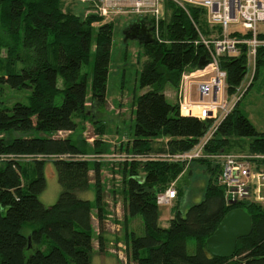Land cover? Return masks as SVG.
I'll use <instances>...</instances> for the list:
<instances>
[{
    "label": "trees",
    "instance_id": "1",
    "mask_svg": "<svg viewBox=\"0 0 264 264\" xmlns=\"http://www.w3.org/2000/svg\"><path fill=\"white\" fill-rule=\"evenodd\" d=\"M189 11L190 16L166 3L159 37L154 29L155 41L143 45L139 82L146 92L136 101L134 137L126 147L131 157L120 165L123 242L135 264H264V204L251 199L230 203L219 183L221 166L216 159L193 161L205 165L210 174L203 200L186 213L177 210L167 228L160 225L157 196L173 187L179 200L185 195L180 180L190 173L188 163L174 156L202 144L203 154L210 157L264 156V133L240 110L233 108L217 123L187 111L182 115L180 104L168 101L165 86L179 90L183 75L199 70L200 60L208 59L199 32H216L202 9ZM142 19L154 25L149 17ZM113 32V21L64 12L62 0H0V54L6 52L0 72V264H92L95 209L98 249L106 252L101 171L97 161L95 169L90 164L91 156L104 154L107 147L99 115L107 103ZM263 55L261 48L255 77ZM220 61L228 93L236 95L247 76V52L243 48L239 56ZM6 89L30 91L29 103H12ZM87 123L95 127L94 147L72 136ZM23 158H32L33 164H22ZM48 161L61 187L52 206L40 200L47 188ZM92 185L97 193L94 203L84 198ZM235 209L251 216L252 232L238 241L232 258L213 257L207 240ZM136 218L143 223L141 236L129 231L130 220ZM191 238L196 242L194 254L188 250Z\"/></svg>",
    "mask_w": 264,
    "mask_h": 264
},
{
    "label": "rangeland",
    "instance_id": "2",
    "mask_svg": "<svg viewBox=\"0 0 264 264\" xmlns=\"http://www.w3.org/2000/svg\"><path fill=\"white\" fill-rule=\"evenodd\" d=\"M62 5L64 12H74L82 17H85L86 15L100 16L103 18L104 23H110L111 21L114 22L113 46L111 51L110 71L106 93L107 103L103 112L100 113L99 119L102 120L105 125L106 133L103 137L105 142L111 143V148H115V145L117 144H123L126 148L127 142L130 140L132 141L134 137L136 101L146 92V89H141L139 82V74L145 61L143 44H141L137 39H129L128 37H132L133 35L127 34V28L130 23L140 18L128 14L103 17L99 9L100 3L98 0H91V2L88 0H62ZM261 30L264 31V27H261ZM209 36L210 35H205V37ZM5 57L6 52L2 51L0 54V72L3 69V59H5ZM21 67L22 65L20 64L19 68ZM255 71L256 66L252 61H249L247 76L241 87L238 89L237 94L233 96L229 95L226 83L223 96L220 97L221 95L219 94V98L221 103L227 107V110L232 111L233 108L240 110L259 133H264V63L259 65L256 77ZM185 77H190L195 81L206 78L205 74L199 72L198 70L185 73L182 77L180 87L183 86V78ZM167 89L172 90L173 88L170 84H167L165 86V91ZM6 93L7 95L13 96L12 103L17 101L24 104L29 103V96L31 94L30 91H12L10 89H6ZM182 95L183 94H181V96ZM168 100L169 102H173L170 99ZM188 101L193 102L191 95L190 98L188 97ZM198 103L200 104V101ZM214 110L215 109L201 108L192 109L188 112L192 115L196 114L194 117L207 119L214 118L216 114V111ZM218 111L220 116L218 114V118H216L217 123L220 122V118L225 115L223 110L220 109ZM205 113L210 115V117L204 116L206 115ZM69 135H71V133L58 134L60 137H67ZM72 136L78 142H81L82 139L89 140L90 142L93 141L91 142V146L94 147V140L96 138L95 127L91 123H88L86 124L85 130L76 132L72 134ZM89 141L88 143H90ZM110 153L115 154L116 152L110 151ZM236 156L247 157L251 168L254 169V172H264V156ZM91 159L92 162L90 167L95 169L94 160H96L97 157L91 156ZM106 159L108 160V158ZM109 159L112 161L105 162V166L103 168L104 176H101V183L105 191L103 193V197L106 202V208L111 215L110 219L114 221L113 223H115V221H117V217H122L123 220L124 200L122 197H117L116 194H113L112 192L117 188H121V177H119V172L121 167L120 165L122 163L121 159L123 158L111 157ZM102 160L103 159L100 161ZM20 161L22 164H33L32 158H23ZM215 163L220 164L219 161H215ZM188 165L190 166V173L187 174V176L179 183V186L183 187L185 195L180 197L179 200L176 198L171 205L161 207V217L171 216V214H174L177 210H180L182 213H186L191 206L199 204L203 200L205 187L210 178L209 171L205 165L198 162H191V164ZM220 169L221 175L222 166ZM45 177L47 180V188L40 196V200L46 206H52L59 199L61 187L58 182L56 168L51 161L46 163ZM92 178L94 179V177ZM92 183L94 184V181H92ZM96 195V190L93 187L84 195V198L95 202ZM236 203L237 202H235V204ZM94 211L95 210H93V216L94 213H97V209L95 212ZM117 214L120 216H117ZM161 222L163 223V220ZM110 226L111 229L114 228V224H110ZM128 227L132 228L130 230L139 236L143 234L141 218L135 219ZM111 229L107 230L109 243L106 247V252L99 251L98 238L94 237L95 252L92 264H135L130 259V256H128V251L126 250L125 243L123 242L125 233L123 231H112ZM119 237L121 241L117 242ZM188 250L191 254L196 252V242L193 238L188 240Z\"/></svg>",
    "mask_w": 264,
    "mask_h": 264
},
{
    "label": "built area",
    "instance_id": "3",
    "mask_svg": "<svg viewBox=\"0 0 264 264\" xmlns=\"http://www.w3.org/2000/svg\"><path fill=\"white\" fill-rule=\"evenodd\" d=\"M103 17L110 15H133L139 18L149 17L159 37V27L165 17L166 3H172L190 16V8L202 9L207 17L208 25L215 30L209 37L199 32V43L204 46L210 64L199 71L207 77L198 83L200 104L188 101L190 77L183 78L181 87V113L192 109L223 110L226 116L230 113L219 98L226 87L227 73L221 69V58L239 56L245 48L249 61L256 66L257 54L264 48V0H98ZM241 28V29H240ZM211 99L208 101V99ZM196 116V114L194 115ZM212 135V134H211ZM208 137V139L211 137ZM207 139V140H208ZM203 144L195 150L174 156L175 160L188 164L201 158H212L219 161L222 172L219 183L225 189L227 200L238 202L251 199L264 204V172L256 173L251 168L247 157L233 154L216 157L203 154ZM241 158V159H240ZM258 158V157H256ZM177 198V190L173 187L157 196V204L169 206Z\"/></svg>",
    "mask_w": 264,
    "mask_h": 264
},
{
    "label": "water",
    "instance_id": "4",
    "mask_svg": "<svg viewBox=\"0 0 264 264\" xmlns=\"http://www.w3.org/2000/svg\"><path fill=\"white\" fill-rule=\"evenodd\" d=\"M154 29V26L149 28L148 23L140 18L131 22L128 26L127 34L133 35L128 38L137 39L143 45L152 43L155 41L152 35ZM209 64L210 61L203 57L199 62V71L205 70ZM231 203L235 204V202ZM251 232V216L241 209L232 210L222 220L215 233L207 240V251L213 257L230 259L235 255L238 241L249 236Z\"/></svg>",
    "mask_w": 264,
    "mask_h": 264
},
{
    "label": "crops",
    "instance_id": "5",
    "mask_svg": "<svg viewBox=\"0 0 264 264\" xmlns=\"http://www.w3.org/2000/svg\"><path fill=\"white\" fill-rule=\"evenodd\" d=\"M207 79V77L206 78H204V79H200V80H198V81H195V80H192L191 82H189L188 83V87H189V91H190V95H191V98H192V101H193V103H198L199 101H200V95H199V92H198V88H197V84L199 83V82H202V81H204V80H206ZM173 88V87H172ZM165 95H166V97H167V99H170V100H172L173 102H171V103H174V104H181V102H182V99H181V87L179 88V90H175L174 88L171 90V89H167L166 91H165ZM211 99L209 98L208 99V101H210ZM169 101V100H168ZM206 114V113H205ZM218 114H219V116H220V113L219 112H216V114H215V116H214V118L216 119V118H218ZM182 115H184L183 113H182ZM88 124V123H87ZM87 141H89V140H87ZM131 141V140H130ZM130 141H128L127 142V145L129 144V142ZM90 142V141H89ZM91 142H93V141H91ZM89 143L90 145H92V143ZM105 144H106V146L107 147H105V152H104V154H101V155H99V156H97V159L95 160V161H97L98 163H99V166H100V171H101V176L103 177L104 176V170H103V168H104V164H105V162L106 161H108V162H111L112 160L111 159H109V158H111V157H118V158H123V159H121V162L122 161H124L126 158H128V157H131V155H128V150H126V148L124 147V145L123 144H117V145H115L116 147L115 148H111V143H107V142H105ZM127 147V146H126ZM110 151H113V152H116L115 154H111L110 153ZM100 158V159H99ZM106 158H108V160L106 159ZM101 159H103L102 161H100ZM92 169V168H91ZM93 173H94V171H92L91 170V172H90V175H91V177H93L94 175H93ZM120 173V172H119ZM117 177V176H116ZM119 177H121V174H120V176ZM182 180V179H181ZM180 180V181H181ZM179 181V182H180ZM92 183V182H91ZM102 187H103V185H102ZM91 188H93V185H92V187ZM120 191V189L119 188H117V189H115L114 191H112L113 192V194H116V196L117 197H120L121 198V196H120V193H119V191ZM105 191H104V187H103V193H104ZM104 202H105V199H104ZM94 203V202H93ZM106 203V202H105ZM95 211H96V209H95ZM94 211V212H95ZM106 212H107V215L105 216L106 217V219H105V226H106V229H105V233H104V236H105V240H106V247H107V245H108V243H109V240H108V237H107V234H108V232H107V230H110L111 229V226H110V224H114V228H112L111 230L112 231H117V232H121V231H123L124 232V230H123V227H122V222H123V220H122V217H117V221H115V223H113L114 221H112L111 219H110V217H111V215H110V213H109V211H108V209L106 208ZM117 216H120L119 214H117ZM94 233H95V236L94 237H97L98 238V236H99V228H98V219H97V213L95 214L94 213ZM173 214H171V216H165V217H160V225L162 226V227H164V228H167L168 226H169V221L171 220V219H173ZM137 219V218H136ZM135 219H131L130 220V224L134 221ZM163 220V223L161 222ZM141 222H142V220H141ZM117 223V224H116ZM142 226H143V223H142ZM130 229H132V228H129V231L130 232H132V230H130ZM121 240H120V237L117 239V242H120ZM95 243V242H94ZM107 250V249H106Z\"/></svg>",
    "mask_w": 264,
    "mask_h": 264
},
{
    "label": "flooded vegetation",
    "instance_id": "6",
    "mask_svg": "<svg viewBox=\"0 0 264 264\" xmlns=\"http://www.w3.org/2000/svg\"><path fill=\"white\" fill-rule=\"evenodd\" d=\"M146 22L148 23V27L151 28V21L150 20H146Z\"/></svg>",
    "mask_w": 264,
    "mask_h": 264
},
{
    "label": "bare ground",
    "instance_id": "7",
    "mask_svg": "<svg viewBox=\"0 0 264 264\" xmlns=\"http://www.w3.org/2000/svg\"><path fill=\"white\" fill-rule=\"evenodd\" d=\"M191 164V163H190Z\"/></svg>",
    "mask_w": 264,
    "mask_h": 264
}]
</instances>
